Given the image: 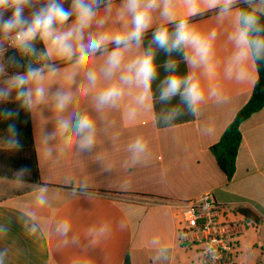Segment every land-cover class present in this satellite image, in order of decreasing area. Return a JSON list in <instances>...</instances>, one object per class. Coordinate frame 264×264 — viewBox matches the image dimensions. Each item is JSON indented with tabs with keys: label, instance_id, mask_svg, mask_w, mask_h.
Returning <instances> with one entry per match:
<instances>
[{
	"label": "crops",
	"instance_id": "1",
	"mask_svg": "<svg viewBox=\"0 0 264 264\" xmlns=\"http://www.w3.org/2000/svg\"><path fill=\"white\" fill-rule=\"evenodd\" d=\"M43 2L40 0L35 8ZM113 3L110 13H105L103 6L100 9V16L107 17L104 27L93 25L89 32L115 33L123 29L126 19L118 16L121 0ZM241 3L245 0H239L222 20L218 8L207 9L203 4L196 15L187 17L204 37L216 33L205 62L197 60L193 64L192 49L184 48L188 76L198 82L203 93L191 121L158 124L157 109H167V100L161 98L164 81L171 75L156 69L157 94L152 81L143 103L138 99L143 89L133 84L124 86L122 99L114 105H101L97 94L119 82L124 65L112 77H106L102 68L107 53L97 52L88 68L69 81L66 76L72 62L48 59L58 71L44 82L48 90L45 99L29 107L42 184L24 182L29 185L22 189V181L0 178V185L8 186L0 188L3 264H200L198 250L184 245L179 237V206L206 193H211L218 205L236 210L250 208L259 214L260 220H254L257 227L247 229L234 213L221 215L220 220L237 223L242 233L235 264H262L259 243L264 241V108L241 124L242 142L232 181H227L210 150L247 103L258 79L251 56L243 65L245 77L238 79L240 65L234 59L238 49L232 36ZM30 11L26 10L25 15ZM185 12L183 4L178 3L177 21L165 24L159 10L155 11L140 47L133 45L125 53L124 64L147 51V34L161 25H175L185 18ZM115 47L109 43L107 51ZM89 69L98 75L94 88L85 75ZM49 71L47 68L44 72L47 75ZM1 77L0 82L4 80ZM57 91L70 95L63 111L55 107L52 94ZM14 97L15 92L7 102ZM85 115L94 125L90 147L81 146L86 133L68 140L77 119ZM64 120L70 124L67 134L59 130ZM137 140L146 145L142 152L133 148ZM12 142L0 137V150L11 148ZM60 223L69 226L64 235L56 231Z\"/></svg>",
	"mask_w": 264,
	"mask_h": 264
},
{
	"label": "clouds",
	"instance_id": "2",
	"mask_svg": "<svg viewBox=\"0 0 264 264\" xmlns=\"http://www.w3.org/2000/svg\"><path fill=\"white\" fill-rule=\"evenodd\" d=\"M39 2L40 0H0V58L4 56L7 46L17 49L25 56L36 55L33 42L39 38L46 49L40 59L71 61L66 79L74 81L81 70L88 68L91 58L97 52H106L103 74L112 77L122 65L124 71L119 76V82H113L99 91L96 99L101 105H114L122 99L125 85L134 84L143 89L138 97L141 103L150 92L151 82L156 76L155 53L149 48L126 65L124 58L125 53L133 45L136 48L140 47L144 33L152 26L155 11L159 10L164 23L170 24L177 21L175 15L177 4H183L186 9L185 18L175 23L174 32L170 33L167 27L161 25L153 33V42L168 53L190 47L193 53L192 63L195 64L197 60L207 61L211 50L210 40L215 38L216 33L213 31L210 37H204L189 24L187 17L196 15L200 11V5L203 4L207 9L218 8V18L222 20L230 15L233 6L239 0H121L118 16L126 19L123 29L115 33L104 31L96 34L88 30L93 25L97 28L104 27L107 17L100 16V9L103 6L104 12L110 13L114 6L113 0H67L68 7H65L66 0H44L41 7L35 8ZM245 2L249 7L236 13V30L232 36L238 49L234 57L236 63L240 65L238 79H243L246 75L243 65L249 56L253 61L264 59V24L260 23V16L264 15V0H260L259 4H256L255 0H245ZM26 10H31L29 15H25ZM109 43H114L116 46L110 52L107 51ZM185 58H188L187 53ZM7 64L22 67L15 57H9ZM47 67L50 69L47 75L43 67L34 68L29 65L24 72H16L0 82V103L9 101L13 92H15V100L20 102L21 106L31 107L34 103L42 102L48 91L44 85L45 80L58 71L51 65ZM168 67L174 68V62H169ZM4 75L5 63L0 62V76ZM85 75L89 85L94 88L98 82L97 73L89 69ZM164 85L162 99L179 94L194 109L203 98L198 82H194L191 75L187 78L169 76L164 81ZM52 97L59 111L64 110L70 99V95L59 91L53 93ZM14 115L18 113L11 110L0 111V117L4 119H10ZM74 128L75 131L68 137L69 142L72 136L86 133L81 146L90 147L93 143L92 120L87 115L79 117ZM8 130L13 136L15 135L13 124L8 125ZM59 130L62 134L69 133V122L62 121ZM145 146L141 140H137L133 148L137 152H142ZM68 227L67 223H60L56 231L64 235ZM2 255L0 254V264H3Z\"/></svg>",
	"mask_w": 264,
	"mask_h": 264
},
{
	"label": "trees",
	"instance_id": "3",
	"mask_svg": "<svg viewBox=\"0 0 264 264\" xmlns=\"http://www.w3.org/2000/svg\"><path fill=\"white\" fill-rule=\"evenodd\" d=\"M248 4L241 3L240 9H247ZM169 32H174L175 25L168 27ZM154 33V32H153ZM153 33L147 34L145 43L147 50L155 53L154 64L158 71L165 75H177L181 78H187V66L185 61L184 48L179 51L171 53L165 52L153 42ZM36 49V55L25 56L17 49L9 48L5 54L3 63H5V75L7 78L16 72H24L26 68L31 65L34 68L43 67L44 71L51 65L48 59H40L41 54L45 52L42 42L37 38L33 42ZM153 44V46L150 45ZM9 57H15L22 67L8 66L7 61ZM169 62H174V68H169ZM258 79L253 87L251 96L247 103L237 112L233 121L226 128L220 140L210 147V150L215 157L219 169L225 174L228 182L232 181L236 172V161L239 148L242 142L241 124L249 119L253 114L259 112L264 108V59L255 60ZM153 92H156V84L153 79ZM167 109L160 112L157 109V120L160 126H169L173 124H180L194 119L193 108L188 105L182 97L177 94L171 98H166ZM172 104H171V103ZM11 110L18 115H14L10 119L0 117V137L5 139H12V146L6 150H0V166L4 168H12L25 172L22 180L31 184H42L40 181L39 168L36 156V150L33 140V129L29 107L21 106L20 102L14 99L11 102L0 103V111ZM15 126V135L8 130V125ZM0 177L15 179L13 175H3ZM146 196V195H141ZM156 200H162V197L149 196ZM239 211L245 217L259 221V214L250 208H242Z\"/></svg>",
	"mask_w": 264,
	"mask_h": 264
},
{
	"label": "built area",
	"instance_id": "4",
	"mask_svg": "<svg viewBox=\"0 0 264 264\" xmlns=\"http://www.w3.org/2000/svg\"><path fill=\"white\" fill-rule=\"evenodd\" d=\"M179 208V237L184 245L198 250L200 264H235L242 233L237 223L221 221V215L234 213L246 229L257 227L254 220L245 217L239 210L218 205L211 193L186 201ZM259 249L264 264V241L259 243Z\"/></svg>",
	"mask_w": 264,
	"mask_h": 264
},
{
	"label": "rangeland",
	"instance_id": "5",
	"mask_svg": "<svg viewBox=\"0 0 264 264\" xmlns=\"http://www.w3.org/2000/svg\"><path fill=\"white\" fill-rule=\"evenodd\" d=\"M3 79H6L4 76H2L1 77V80H3ZM0 173L1 174H3V175H13V177H15V179H10V178H6V177H0V178H4V179H9V180H15V181H19V182H26V181H24V180H22V177L23 176H25V172L24 171H21V170H15V169H12V168H9V167H7V168H4V167H2V166H0ZM6 180H3V181H6ZM3 183H7V182H3ZM27 183H29V182H27ZM27 183H24V184H22V185H20V187H22V189L23 188H26V187H28V185L29 184H27ZM8 186H6L5 184H2V185H0V188H2V189H6ZM11 188H12V186H11ZM14 189V188H13ZM16 189V188H15ZM14 189V190H15ZM21 189V188H20ZM15 192V191H14ZM1 196V195H0Z\"/></svg>",
	"mask_w": 264,
	"mask_h": 264
},
{
	"label": "water",
	"instance_id": "6",
	"mask_svg": "<svg viewBox=\"0 0 264 264\" xmlns=\"http://www.w3.org/2000/svg\"><path fill=\"white\" fill-rule=\"evenodd\" d=\"M260 23H261V24H264V15H261V16H260Z\"/></svg>",
	"mask_w": 264,
	"mask_h": 264
}]
</instances>
